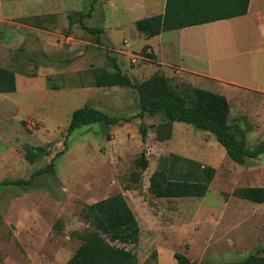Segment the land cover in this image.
Wrapping results in <instances>:
<instances>
[{
	"label": "rangeland",
	"instance_id": "obj_1",
	"mask_svg": "<svg viewBox=\"0 0 264 264\" xmlns=\"http://www.w3.org/2000/svg\"><path fill=\"white\" fill-rule=\"evenodd\" d=\"M144 1L98 0L89 15V0H0V67L16 74V91L0 94V182L29 181L63 152L54 158L53 173L29 184L0 186V264H67L82 235L97 231L85 222V207L117 194L139 225L138 243L125 246L137 264H178L175 253L193 263L264 256V203L235 196L243 187H264V154L239 165L211 134L183 123L164 127L160 116L147 115L77 129L65 139L70 114L85 105L115 117L139 113L134 90L93 86L96 69L112 72L116 64L133 81L161 74L172 86H191L174 69L157 68L149 56L135 22L155 16L159 1ZM251 20L247 27L233 19L242 45L231 61L233 82L264 91V28L258 34L260 21ZM81 22L103 29L100 43ZM248 36L252 44L243 43ZM151 41L161 54L158 41ZM233 95L244 100L240 108L246 114L237 136L245 137L246 148H258L264 141V105L252 91ZM231 103L234 109V99ZM140 123L148 128L145 142ZM27 145L49 155L30 164L24 159ZM141 153L148 161L145 171L138 166ZM155 170L169 180L207 183V192L202 198L157 199L149 191Z\"/></svg>",
	"mask_w": 264,
	"mask_h": 264
},
{
	"label": "trees",
	"instance_id": "obj_2",
	"mask_svg": "<svg viewBox=\"0 0 264 264\" xmlns=\"http://www.w3.org/2000/svg\"><path fill=\"white\" fill-rule=\"evenodd\" d=\"M97 2L98 0H89V15ZM249 2L250 0H166L163 14L136 21L135 29L146 38H152L163 32L241 17L247 14ZM81 26L95 36L97 44L101 42V35L104 32L102 28L88 27L82 22ZM149 56L155 59L152 52ZM113 68L112 72L104 68L96 69L93 73V86L134 90L138 97V115L109 116L104 111L85 105L73 110L70 114L65 139L77 129L96 124L104 127L116 126L147 115L148 117L160 116L165 124L164 127L174 122L183 123L211 134L224 149L228 158L236 164L243 165L247 159H254L264 154V141L260 147L248 149L245 146V137L238 138L239 127L229 120V104L224 96L190 85L172 86L161 74H154L142 82L133 81L116 64ZM15 91L14 71L0 67V94ZM147 132V126L140 123L139 133L142 142L146 141ZM62 153H56L45 168L31 175L29 181L5 180L0 182V186L29 184L36 176L53 173L54 158ZM48 155V151L46 152L41 146L27 145L24 148V159L30 164ZM138 166L141 171H145L148 167L144 153H141L138 158ZM207 188V183L169 180L162 170H155L149 178V191L157 199L202 198ZM235 196L255 204H263L264 187H243L235 191ZM82 216L85 222L97 226V231L82 235L81 244L67 264H137L136 255L125 246L138 243L140 229L133 212L120 194L88 205L83 210ZM173 258L178 264H264V256H261L259 252L235 262L193 263L178 253H175Z\"/></svg>",
	"mask_w": 264,
	"mask_h": 264
},
{
	"label": "crops",
	"instance_id": "obj_3",
	"mask_svg": "<svg viewBox=\"0 0 264 264\" xmlns=\"http://www.w3.org/2000/svg\"><path fill=\"white\" fill-rule=\"evenodd\" d=\"M158 1L159 8L153 11L155 16L163 14L166 0H149V4ZM252 1L250 0L247 14L244 16L171 31L169 33H174V35L167 36V38L162 37L165 32L156 37H145V41H147L145 45L149 46L154 54L157 68L174 69L175 73L191 86L224 96L229 104V120L236 125H240L239 121L242 119L246 121V114L244 117V110L240 108L244 105V100H240L233 93H237L241 89L245 92L252 91L257 97L255 102L264 105V91L261 88H253V86L247 88L244 84L233 82V63L231 61L238 54L239 47L242 46L239 43V38L233 34V19L241 18V24L247 27L252 26L251 19L260 21L261 30H257L258 34L264 28V21L262 22L264 10L259 9L261 5L264 6V2L257 0L258 3L253 7ZM152 39L158 41L157 46L161 54L155 48ZM247 39L243 43L252 44L251 37L248 36ZM233 99L234 109L231 103ZM233 112L239 114V118Z\"/></svg>",
	"mask_w": 264,
	"mask_h": 264
}]
</instances>
